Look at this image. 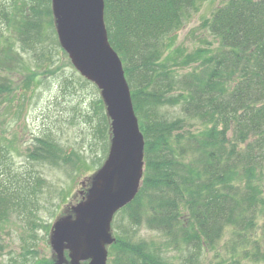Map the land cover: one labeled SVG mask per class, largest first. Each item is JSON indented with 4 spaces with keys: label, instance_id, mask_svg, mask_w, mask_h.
Segmentation results:
<instances>
[{
    "label": "trees",
    "instance_id": "obj_1",
    "mask_svg": "<svg viewBox=\"0 0 264 264\" xmlns=\"http://www.w3.org/2000/svg\"><path fill=\"white\" fill-rule=\"evenodd\" d=\"M200 1L103 0L107 37L121 59L144 141L137 193L118 212L133 229L144 224L173 246L192 248L189 259L228 233L239 257L233 264H264V0H225L208 21L219 45L207 55L198 51L190 69H172V36ZM52 15L51 0H23L4 12L38 61V48L55 35ZM10 52L0 50V66L10 64ZM12 89L9 79L0 82V91ZM97 102L98 131L107 135L108 118ZM36 141L33 160H80L55 141ZM6 158L0 145V163ZM17 200L0 179V221ZM107 249L108 264H172L132 232L117 234Z\"/></svg>",
    "mask_w": 264,
    "mask_h": 264
},
{
    "label": "rangeland",
    "instance_id": "obj_2",
    "mask_svg": "<svg viewBox=\"0 0 264 264\" xmlns=\"http://www.w3.org/2000/svg\"><path fill=\"white\" fill-rule=\"evenodd\" d=\"M224 1H200L174 33L167 54V63L172 69L181 72L190 69L195 61L192 57L198 51L207 55L219 45L208 28V21ZM22 2L0 0V50L10 47L14 57L9 65L0 66V82L9 79L13 88L0 91V145L7 156L5 163H0V179L14 190L18 199L0 221V264L41 259L58 264L50 243L53 224L73 215L71 206L86 197L92 178L109 151L110 119L106 114L108 133L100 135L101 110L97 102L99 98L102 100L100 90L75 69L60 46L53 15L54 37L58 43L51 36L40 50L38 48L37 51L42 52L40 58L38 56L41 61L32 49L18 41L17 26L5 21L4 12H13ZM15 20L18 21L17 17ZM103 105L106 113L104 102ZM191 124L198 127L196 121ZM38 137L57 142L66 152L63 155L76 153L80 160L72 164L33 160L29 153ZM133 227L126 214L116 211L110 233L113 238L117 234L123 236V232L134 233L135 238L149 243L151 250L162 254L172 264H233V260L239 259L232 254L228 233L214 247L201 248L196 257L189 259L192 248L183 243L175 247L163 233L150 230L144 224ZM65 254L68 259L67 252ZM109 257L107 254L106 264L110 262ZM238 264L253 263L241 259Z\"/></svg>",
    "mask_w": 264,
    "mask_h": 264
},
{
    "label": "water",
    "instance_id": "obj_3",
    "mask_svg": "<svg viewBox=\"0 0 264 264\" xmlns=\"http://www.w3.org/2000/svg\"><path fill=\"white\" fill-rule=\"evenodd\" d=\"M51 9L60 46L100 90L111 139L86 197L71 206L73 215L54 222L50 243L58 264H106L112 217L134 198L142 178L143 135L121 59L107 37L103 0H51Z\"/></svg>",
    "mask_w": 264,
    "mask_h": 264
}]
</instances>
